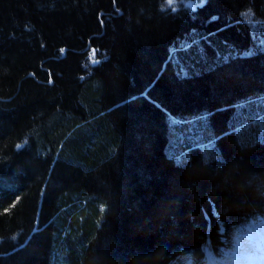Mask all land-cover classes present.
Wrapping results in <instances>:
<instances>
[{
	"label": "trees",
	"instance_id": "16d2710c",
	"mask_svg": "<svg viewBox=\"0 0 264 264\" xmlns=\"http://www.w3.org/2000/svg\"><path fill=\"white\" fill-rule=\"evenodd\" d=\"M261 223L264 0H0V264H222Z\"/></svg>",
	"mask_w": 264,
	"mask_h": 264
},
{
	"label": "rangeland",
	"instance_id": "374dc122",
	"mask_svg": "<svg viewBox=\"0 0 264 264\" xmlns=\"http://www.w3.org/2000/svg\"><path fill=\"white\" fill-rule=\"evenodd\" d=\"M200 129L206 125V118L197 120ZM176 154V153H175ZM255 225L247 236L236 237V243L230 255L226 257L228 264H264V225ZM222 261V264H224Z\"/></svg>",
	"mask_w": 264,
	"mask_h": 264
},
{
	"label": "snow or ice",
	"instance_id": "6c2138e0",
	"mask_svg": "<svg viewBox=\"0 0 264 264\" xmlns=\"http://www.w3.org/2000/svg\"><path fill=\"white\" fill-rule=\"evenodd\" d=\"M176 2V0H167V3L169 4V5H172V4H174ZM190 2H195V0H190ZM199 2L200 3H204V2H206V0H199ZM173 11H175V9L173 8ZM95 54H93V56H94ZM93 62H96L95 60L93 61Z\"/></svg>",
	"mask_w": 264,
	"mask_h": 264
},
{
	"label": "clouds",
	"instance_id": "9594fccd",
	"mask_svg": "<svg viewBox=\"0 0 264 264\" xmlns=\"http://www.w3.org/2000/svg\"><path fill=\"white\" fill-rule=\"evenodd\" d=\"M224 264H228V262H227V261H225V262H224Z\"/></svg>",
	"mask_w": 264,
	"mask_h": 264
}]
</instances>
